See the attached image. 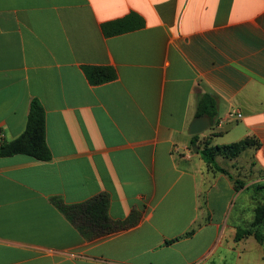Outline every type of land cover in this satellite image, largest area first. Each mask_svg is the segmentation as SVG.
<instances>
[{"label": "crops", "instance_id": "crops-1", "mask_svg": "<svg viewBox=\"0 0 264 264\" xmlns=\"http://www.w3.org/2000/svg\"><path fill=\"white\" fill-rule=\"evenodd\" d=\"M131 12L143 29L103 35ZM85 65L118 78L92 86ZM203 94L218 113L197 145L252 140L217 162L235 179L264 175V0H0V146L38 99L53 155L0 158V264H264L254 236L235 241L233 182L206 147L192 154ZM101 193L113 221L136 212V225L89 241L52 202Z\"/></svg>", "mask_w": 264, "mask_h": 264}, {"label": "trees", "instance_id": "trees-1", "mask_svg": "<svg viewBox=\"0 0 264 264\" xmlns=\"http://www.w3.org/2000/svg\"><path fill=\"white\" fill-rule=\"evenodd\" d=\"M146 26L145 19L136 12L105 22L101 30L106 38L120 36L130 32L143 29ZM82 70L92 86H100L117 80L118 74L111 66H82ZM218 113L216 99L210 94H203L198 103L197 116H207L213 122ZM199 136H194L192 145H197ZM252 140L246 139L237 144L228 146L206 147L200 154L204 162L213 170L225 174L233 182L236 192L242 189L245 183L233 178L226 170L221 168L217 162L218 156L229 159L239 157L248 148L253 146ZM26 155L37 161L49 162L53 155L47 143V121L46 112L38 99H33L30 106L27 126L25 132L13 141H5L0 146V158ZM53 204L67 217L68 220L83 234L85 239L92 241L107 235L128 230L136 225V212H133L125 221H113L109 217L110 196L101 193L91 201L81 205H66L60 198H53ZM264 221V207L257 212L256 225ZM195 230L185 234L191 237ZM247 236H254L264 248V232H250L241 227L237 228L235 241L239 242ZM180 238L168 242L170 244Z\"/></svg>", "mask_w": 264, "mask_h": 264}, {"label": "rangeland", "instance_id": "rangeland-1", "mask_svg": "<svg viewBox=\"0 0 264 264\" xmlns=\"http://www.w3.org/2000/svg\"><path fill=\"white\" fill-rule=\"evenodd\" d=\"M201 144L195 146L199 148V151L207 146L203 145V142ZM194 153L193 151L192 154ZM221 165H225V163L221 162ZM239 179L245 185L236 192L229 218L238 221L239 227L246 231L264 232V221L256 225L257 212L260 208L264 207V175L259 177L250 174L244 175ZM205 197L203 196V200Z\"/></svg>", "mask_w": 264, "mask_h": 264}, {"label": "water", "instance_id": "water-1", "mask_svg": "<svg viewBox=\"0 0 264 264\" xmlns=\"http://www.w3.org/2000/svg\"><path fill=\"white\" fill-rule=\"evenodd\" d=\"M211 127H212V123L209 117L207 116L197 117L191 124L189 135L191 136L200 135L208 131ZM193 150L195 153H199V148L194 147Z\"/></svg>", "mask_w": 264, "mask_h": 264}, {"label": "built area", "instance_id": "built-area-1", "mask_svg": "<svg viewBox=\"0 0 264 264\" xmlns=\"http://www.w3.org/2000/svg\"><path fill=\"white\" fill-rule=\"evenodd\" d=\"M230 117H235L237 119H242L243 118V115L238 112L237 110H233L231 113H230Z\"/></svg>", "mask_w": 264, "mask_h": 264}]
</instances>
